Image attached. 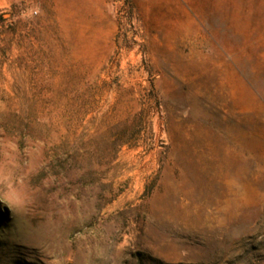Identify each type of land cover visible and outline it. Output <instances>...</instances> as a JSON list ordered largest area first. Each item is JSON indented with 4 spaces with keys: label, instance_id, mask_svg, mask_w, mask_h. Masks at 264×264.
<instances>
[{
    "label": "rangeland",
    "instance_id": "rangeland-1",
    "mask_svg": "<svg viewBox=\"0 0 264 264\" xmlns=\"http://www.w3.org/2000/svg\"><path fill=\"white\" fill-rule=\"evenodd\" d=\"M0 264H264V0H0Z\"/></svg>",
    "mask_w": 264,
    "mask_h": 264
},
{
    "label": "crops",
    "instance_id": "crops-1",
    "mask_svg": "<svg viewBox=\"0 0 264 264\" xmlns=\"http://www.w3.org/2000/svg\"><path fill=\"white\" fill-rule=\"evenodd\" d=\"M238 78H239V81L242 82V79L239 76H238Z\"/></svg>",
    "mask_w": 264,
    "mask_h": 264
}]
</instances>
